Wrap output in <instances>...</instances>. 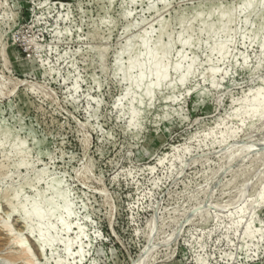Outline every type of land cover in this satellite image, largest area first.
I'll use <instances>...</instances> for the list:
<instances>
[{
  "label": "rangeland",
  "instance_id": "374dc122",
  "mask_svg": "<svg viewBox=\"0 0 264 264\" xmlns=\"http://www.w3.org/2000/svg\"><path fill=\"white\" fill-rule=\"evenodd\" d=\"M242 1L0 0V264H264V0Z\"/></svg>",
  "mask_w": 264,
  "mask_h": 264
},
{
  "label": "bare ground",
  "instance_id": "6f19581e",
  "mask_svg": "<svg viewBox=\"0 0 264 264\" xmlns=\"http://www.w3.org/2000/svg\"><path fill=\"white\" fill-rule=\"evenodd\" d=\"M243 5H244V8L245 7H248L251 3V0H243L242 1ZM251 6V5H250ZM243 9V8H242ZM227 14L226 13H223L218 21H219V24H218V29H220L225 21L227 20ZM202 23L205 24V20L202 18L201 19ZM216 29V28H215ZM145 31V30H144ZM232 33V32H231ZM237 33V32H236ZM261 34H260V29H258L255 33H254V38L255 37H260ZM263 37V36H262ZM182 38V37H181ZM140 39V38H139ZM180 43L184 46L186 44H189L191 42L190 38L187 37L185 39H180L179 40ZM145 40L142 39V44L145 45ZM151 45V44H150ZM261 47V46H260ZM126 49H128V45H126L125 47ZM142 49V48H141ZM145 49V54H146V57H147V60L146 62L143 64V63H140L139 62V54H135L134 57L130 58L129 61H128V64L126 66V68L123 69V74H124V77L125 79L127 80L128 82V88L127 89H131L133 87H138L140 82L142 81V79L144 78L145 74L146 73H150L152 74L153 76V82L146 87L145 89V93L147 95H151L152 93V90L157 86L159 85V83L162 81V79H164L165 77V72L167 71L166 70V64L163 62L164 61V58L166 57L167 53L169 52V47L168 46H165L163 48H161L158 53L156 51V48H153V49H148V48H144ZM216 50L217 52H219L220 54H225L226 53V48L224 46L223 43H215L212 47H211V51H214ZM132 54V53H131ZM144 54V55H145ZM228 54V53H227ZM166 59V58H165ZM180 63V62H179ZM179 63L178 64H175L173 66L174 70H178L179 67ZM192 66V60L190 62V64L187 66V70H189V68ZM134 67H139V72L137 75H135L134 77H131L130 75H128V71L130 69H133ZM186 67V66H185ZM210 69H212L210 67ZM209 69V70H210ZM134 70V69H133ZM184 70V69H183ZM191 71V70H190ZM189 71V72H190ZM179 72V70H178ZM214 72H215V69H214ZM167 73V72H166ZM189 74V73H188ZM185 78V75L182 74L180 75V77L178 78L180 81H183ZM256 89V88H255ZM126 92V91H125ZM254 94H256V96L251 99L252 101L250 102L249 105V108L247 107V109H244V114L247 118L249 116L250 117H255V116H262L264 114V92L263 91H258V89L254 92ZM126 95V94H125ZM132 95V94H131ZM130 95V96H131ZM244 99V98H243ZM247 98H245V101H246ZM249 100V99H247ZM140 102V101H139ZM247 103V102H246ZM132 104V103H131ZM241 106V105H240ZM245 106V105H244ZM238 109V108H237ZM235 109V110H237ZM242 109V108H241ZM131 110V109H130ZM130 115V121H133V119H135L136 117V113L134 111H131L129 113ZM240 115V114H239ZM242 115V116H243ZM244 117V116H243ZM253 117V118H254ZM245 119V118H244ZM227 132V131H226ZM222 134V133H221ZM231 134V133H230ZM225 136V135H223ZM221 138H222V135H221ZM236 153V151H235ZM55 196V195H54ZM61 197H63V194H60ZM262 198V197H261ZM264 198V197H263ZM45 203H47V205L50 206V212H52L53 210V205H52V200L51 199H47L45 200ZM260 204V203H259ZM240 206V205H239ZM240 208V207H239ZM242 208V206H241ZM239 210V209H238ZM69 211V210H68ZM237 211V210H236ZM235 211V212H236ZM243 211V209L241 210ZM64 212V211H63ZM35 215H37L39 218H42L43 215L40 211H34L33 212ZM239 213V212H238ZM237 214V213H236ZM251 215V214H250ZM255 215V214H254ZM238 216V215H237ZM45 219V218H44ZM252 221V220H251ZM59 222V221H58ZM248 223V222H247ZM247 225V224H246ZM50 227V226H49ZM65 227V226H64ZM245 227V226H244ZM247 227V226H246ZM67 228V227H66ZM245 229V228H244ZM244 231V230H243ZM251 231V229L248 230V227L245 229L244 231V234L246 236H251V233L249 232ZM81 232V231H80ZM79 233V231H78ZM254 233V232H253ZM80 234V233H79ZM41 235V234H40ZM78 235V234H77ZM49 236V235H48ZM79 237V236H78ZM69 245V242L66 243ZM69 247V246H68ZM69 250V249H68Z\"/></svg>",
  "mask_w": 264,
  "mask_h": 264
}]
</instances>
